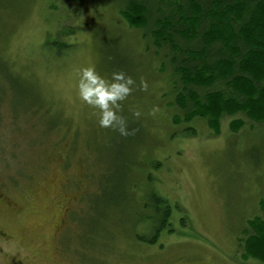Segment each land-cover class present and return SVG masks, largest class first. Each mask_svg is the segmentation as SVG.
Instances as JSON below:
<instances>
[{"label": "rangeland", "instance_id": "obj_1", "mask_svg": "<svg viewBox=\"0 0 264 264\" xmlns=\"http://www.w3.org/2000/svg\"><path fill=\"white\" fill-rule=\"evenodd\" d=\"M156 60L115 0H0V229L10 251L34 264H262L241 257L237 238L262 214L264 133L247 119L231 131L237 114L217 131L199 117L173 124L179 111ZM87 66L134 81L118 102L127 135L100 127L80 99ZM153 194L170 205L173 232L150 243Z\"/></svg>", "mask_w": 264, "mask_h": 264}, {"label": "trees", "instance_id": "obj_2", "mask_svg": "<svg viewBox=\"0 0 264 264\" xmlns=\"http://www.w3.org/2000/svg\"><path fill=\"white\" fill-rule=\"evenodd\" d=\"M115 5L139 32L146 53L158 59V71L169 76L168 104L180 112L172 114L173 124L199 117L217 131L222 116L237 114L231 131L247 119L264 133V0H115ZM151 201L155 222L148 242L155 243L173 228L166 200L153 194ZM259 206L262 214L244 222L237 241L244 260L264 264V202Z\"/></svg>", "mask_w": 264, "mask_h": 264}, {"label": "clouds", "instance_id": "obj_3", "mask_svg": "<svg viewBox=\"0 0 264 264\" xmlns=\"http://www.w3.org/2000/svg\"><path fill=\"white\" fill-rule=\"evenodd\" d=\"M78 71V95L85 104L99 110V126L114 128L121 135H127L124 119L118 114V102L123 101L133 90L130 87L134 83L132 78L123 72H116L112 74L111 80H107L96 71L95 66L83 67ZM142 87L146 88L147 85Z\"/></svg>", "mask_w": 264, "mask_h": 264}, {"label": "flooded vegetation", "instance_id": "obj_4", "mask_svg": "<svg viewBox=\"0 0 264 264\" xmlns=\"http://www.w3.org/2000/svg\"><path fill=\"white\" fill-rule=\"evenodd\" d=\"M6 202L9 206L13 204L10 200H6ZM11 240L12 238L9 237V234L5 230L0 229V264H34L18 251H10Z\"/></svg>", "mask_w": 264, "mask_h": 264}]
</instances>
